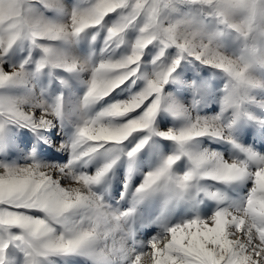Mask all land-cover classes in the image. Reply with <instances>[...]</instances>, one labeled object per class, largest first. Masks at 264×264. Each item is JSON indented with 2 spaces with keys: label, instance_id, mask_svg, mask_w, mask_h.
Listing matches in <instances>:
<instances>
[{
  "label": "rangeland",
  "instance_id": "374dc122",
  "mask_svg": "<svg viewBox=\"0 0 264 264\" xmlns=\"http://www.w3.org/2000/svg\"><path fill=\"white\" fill-rule=\"evenodd\" d=\"M94 3L95 0H27V9L36 20L70 24L73 10L85 9ZM205 7L193 4L190 0H170L168 6L161 9L160 21L165 27L176 22L189 23L202 32L204 43L223 55L238 58L243 52V40L233 29L220 24L216 17L207 15ZM125 11L117 9L110 12L99 24L78 34L69 33L57 40L37 39L35 43L30 37L21 36L7 51L0 48V69L15 73L23 65L24 72L21 79L0 85V97L14 99L18 93H23L22 100L25 102L21 107L37 118L46 112L50 120L47 127L33 128L0 116V163L22 166L39 162L57 168L67 165L74 173L85 172L90 175H94L104 165L111 164L91 189L109 212L121 214L132 210L127 218L122 219L117 236L123 238L125 248L138 252L147 250L152 237L164 234L173 225L197 217L210 218L217 210L235 207L246 200L252 187L250 178L219 181L200 175L179 193L158 189L149 194H140L136 190L146 174L160 167L170 155H177L184 160L182 166L176 165V161L172 165L173 177H182L192 169L185 165L186 161H191L189 153H216L227 162L248 161V152L242 149L264 156V62L254 54L258 50L259 40L255 48L249 43L252 63L248 72L254 86L247 88L238 109L225 108L224 97L231 83L228 73L194 55L182 53L174 44L165 47L155 40L143 50L135 75L113 88L106 96L85 105L84 97L94 69L101 61L120 60L129 55L140 35L143 15L125 29L119 41L106 42L108 29L120 21ZM41 45L48 46L57 61L37 68L38 62L45 57ZM79 50L87 54L88 62L76 58L75 52ZM177 60L179 62L175 69L162 86L160 106L152 131L139 129L123 141H109L89 156L73 159L72 145L79 127L86 120L95 118L114 103L129 100L145 87L148 80L154 78L157 71L171 66ZM65 63L74 65L72 70L64 66ZM193 78L194 103L207 102L199 111L195 110V104L188 98L183 96L182 100L172 85L173 81H184L182 91L185 93L190 89L186 84H190ZM206 96L211 99L202 100ZM153 98L154 95L149 100ZM57 104L60 108L58 115L51 111ZM144 109L145 105L142 104L129 113L110 118V121L106 118L104 122L125 123L141 115ZM216 117L224 129L223 135L195 137L194 146L185 145L183 152L176 141L160 135L170 129L187 127L197 118ZM145 138V145L150 143V146L142 145L129 157L128 152ZM159 142L170 144L158 146ZM248 166L250 171H255L258 165L256 161H251ZM53 175H60L56 168L53 169ZM60 180L62 185H68L71 177L60 176ZM16 210L47 219L56 234L65 231L64 224L52 221L42 210ZM68 215L71 219H79L81 213L75 211ZM10 232L18 234L20 230L12 228ZM0 241L7 243L2 254L3 264H28L23 243L10 241L9 232L2 227ZM100 247L102 242L93 246L97 251ZM131 259L132 256L122 258L117 254L109 260H101L92 251L77 250L39 256L37 264H131Z\"/></svg>",
  "mask_w": 264,
  "mask_h": 264
},
{
  "label": "snow or ice",
  "instance_id": "6c2138e0",
  "mask_svg": "<svg viewBox=\"0 0 264 264\" xmlns=\"http://www.w3.org/2000/svg\"><path fill=\"white\" fill-rule=\"evenodd\" d=\"M170 0H95L85 9L73 10L70 24H53L34 19L27 9V0H0V48H8L21 36L37 39L57 40L69 33L78 34L99 24L110 12L126 10L118 23L108 29L106 42L119 41L130 24L143 15L144 23L132 51L120 60L101 61L93 71L84 103L106 96L113 88L135 75L145 47L159 40L165 47L176 45L186 52L213 64L231 77L228 94L224 97L225 108L238 109L247 88L254 86L248 69L252 63L249 43L258 50L254 52L264 62V0H190L193 4L206 6L207 15L214 16L226 28L233 29L243 40V52L238 58H231L217 52L201 39L202 32L189 23L176 22L165 27L160 21L161 9ZM239 21V22H238ZM45 53L37 68L55 63L57 57L51 49L41 45ZM163 55V52L160 53ZM179 61H173L167 68H161L145 87L129 100L110 105L95 118L86 120L77 131L74 141L73 159L79 160L95 152L109 141L120 142L139 129L152 131V124L160 106V92ZM69 70L74 65L65 63ZM24 76L23 65L15 73L0 69V85ZM154 98L149 100L150 97ZM25 101L0 97V116L9 121L31 126L47 127L50 124L46 112L37 118L25 111ZM142 104L141 115L125 123H105V119L129 113ZM57 115L59 105L51 108ZM230 127V125H229ZM219 118H197L187 127L170 129L160 133L176 141L183 152L184 146L195 137L223 135ZM142 140L130 152L133 154L145 143ZM78 150V151H77ZM248 161L227 162L216 153H189L193 167L182 177H173L171 167L179 156L170 155L163 164L146 174L137 193L149 194L163 189L179 193L186 190L200 175L219 181H233L250 178L246 200L232 208H221L210 218H193L167 228L165 233L152 237L147 250L136 252L124 247V240L117 236L121 221L127 218L131 209L115 214L106 210L102 200L91 186L99 181L111 164L104 165L94 175L85 172L74 173L70 166L56 167L39 162L22 166L0 163V227L9 232L10 241L22 242L25 246L28 264H37V257L52 253H67L77 250L92 251L101 260H109L119 254L122 258L132 256L131 264H264V156L251 150ZM256 161L255 171L249 170V162ZM56 168L60 175L54 176ZM60 176H70L71 182L62 185ZM16 209H39L58 223L65 225V231L56 234L47 219L33 217ZM79 211V219H71L69 213ZM18 228V234L11 233ZM110 241V243H109ZM102 242L99 250L93 248ZM7 243L0 241V264ZM134 254V255H133Z\"/></svg>",
  "mask_w": 264,
  "mask_h": 264
},
{
  "label": "crops",
  "instance_id": "0c3cea01",
  "mask_svg": "<svg viewBox=\"0 0 264 264\" xmlns=\"http://www.w3.org/2000/svg\"><path fill=\"white\" fill-rule=\"evenodd\" d=\"M172 85L175 88V91L180 93V97L182 100H184V97H185V98H188L191 101V103L195 104V110L196 111H199V109L202 108L207 103V102H200V101H196V103H194V98H195L194 97V78L191 80L190 84H186V87H190V89L186 90L185 93L182 91V87L185 85L184 81H182V80H177L175 82L173 81ZM133 87H135V85ZM210 95H213V93H211ZM210 97H212V96H210ZM205 98L207 99L206 101L211 99V98H209V96H206V97H202V100H204ZM144 132H146V131H144ZM164 141H167V139H164ZM169 144H168V142H166V143L165 142H159V144H157V145L158 146H168ZM143 146H150V143L148 145L147 144L145 145V143H144ZM172 146H174V145H172ZM176 146H178V145H176ZM186 146H194V138L191 141H189L186 144ZM183 164H184V160H182V158H179L176 160V165L182 166ZM185 165H189V166L193 167L192 161H186Z\"/></svg>",
  "mask_w": 264,
  "mask_h": 264
},
{
  "label": "bare ground",
  "instance_id": "6f19581e",
  "mask_svg": "<svg viewBox=\"0 0 264 264\" xmlns=\"http://www.w3.org/2000/svg\"><path fill=\"white\" fill-rule=\"evenodd\" d=\"M104 45V44H103ZM103 45H102V48H103ZM101 54V53H100ZM75 55H76V58H78V60L80 61H85V62H88L89 60V57L87 56V54H85L83 51H76L75 52ZM104 55V54H103ZM73 58V57H72ZM22 97H24V94L23 93H18L16 96H15V100H22ZM191 108V107H190ZM194 114V113H193ZM194 117V116H193ZM51 132V131H50ZM232 138V137H231ZM221 156V155H220ZM210 180V179H209Z\"/></svg>",
  "mask_w": 264,
  "mask_h": 264
}]
</instances>
